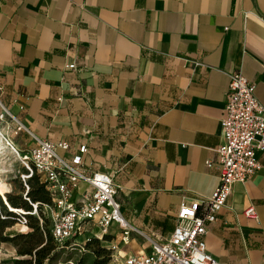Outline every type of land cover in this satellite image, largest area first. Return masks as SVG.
Here are the masks:
<instances>
[{"label": "crops", "instance_id": "obj_1", "mask_svg": "<svg viewBox=\"0 0 264 264\" xmlns=\"http://www.w3.org/2000/svg\"><path fill=\"white\" fill-rule=\"evenodd\" d=\"M236 70L264 106V0H0L4 132L21 152L38 140L67 142L62 157L87 147L83 171L118 189L128 241L116 223L107 236L122 258L166 241L180 203L217 187ZM257 158L207 224L205 250L219 264H264V152ZM90 193L80 182L71 200ZM250 205L257 219L244 215Z\"/></svg>", "mask_w": 264, "mask_h": 264}, {"label": "built area", "instance_id": "obj_2", "mask_svg": "<svg viewBox=\"0 0 264 264\" xmlns=\"http://www.w3.org/2000/svg\"><path fill=\"white\" fill-rule=\"evenodd\" d=\"M227 77L224 116L220 121L221 143L216 151L219 167L217 187L207 198L182 201L176 213V225L168 239L154 243L149 253L126 256L123 264H219L205 250L203 237L207 224L213 222L226 205L232 185L247 180L260 169L257 153L264 152V106L255 96V84L238 70L228 73ZM4 115L9 116L6 110ZM20 127L18 124L16 129ZM2 138L22 165L23 198L30 203L26 195L27 180L34 173L40 175L45 183L51 203L43 204L42 211L49 217L50 232L58 245L75 238L88 224L99 229L100 239L107 235L114 223L124 229L122 242L127 243L130 229L126 228L120 214L117 186L112 177L105 173L83 171L82 156L87 151L86 146L77 148L68 157H62L58 151L67 152V142L38 140L33 147L21 152L8 137L3 135ZM211 164L210 160L206 161L208 167ZM80 182H85L91 188V193L89 198L75 203L71 195ZM6 193L9 191H4V195L0 193L3 203L19 217L11 228L16 232L24 231L26 215L38 217L37 203L31 204V211L11 208L6 202ZM243 213L248 218L257 219L252 205L245 208ZM39 220L42 221L40 217ZM112 248L115 249V246Z\"/></svg>", "mask_w": 264, "mask_h": 264}, {"label": "trees", "instance_id": "obj_3", "mask_svg": "<svg viewBox=\"0 0 264 264\" xmlns=\"http://www.w3.org/2000/svg\"><path fill=\"white\" fill-rule=\"evenodd\" d=\"M27 185L26 195L30 203L22 195L11 193H6V202L11 208L23 211H31V204L37 203L38 217L26 215L27 223L24 231L7 234L6 230L11 228L19 217L6 208L0 197V244H10L14 248L15 256L10 260L11 264H53L62 252L57 251L58 244L53 239L50 229H47V221L42 220V205L51 203V198L40 175L34 173L27 180ZM22 189L25 191L23 186ZM109 240L107 235H103L100 239L95 235L87 237L83 242V247L73 248L80 252L73 264H108L111 249L101 244ZM66 261L68 262L69 259Z\"/></svg>", "mask_w": 264, "mask_h": 264}, {"label": "rangeland", "instance_id": "obj_4", "mask_svg": "<svg viewBox=\"0 0 264 264\" xmlns=\"http://www.w3.org/2000/svg\"><path fill=\"white\" fill-rule=\"evenodd\" d=\"M0 182L5 186L6 191H9L11 194L22 195L23 189L21 186V177L20 174L23 173V168L19 162L17 156L5 145L3 142L2 136H6L4 132V127L6 123H9L8 116L4 115V108L0 104ZM36 216V215H34ZM42 220L47 221V229H50V221L47 215L42 216ZM92 231H97L93 229ZM91 228L88 229L85 226L82 227L80 234H77L75 238L67 241L63 245H58L57 251H61L60 254L53 262V264H73L75 259L78 257L80 252L74 250L73 248L77 247L80 244V247H83V242L89 236H93ZM17 233L12 228L7 232V234ZM104 247H109L111 249V258L108 264H123L124 258L119 255V250L113 244L102 243ZM115 246V249L112 248ZM70 254V255H69ZM15 256V250L10 244L1 243L0 244V264H11L10 260ZM69 257V258H67ZM69 259L67 262L66 260ZM71 262V263H69Z\"/></svg>", "mask_w": 264, "mask_h": 264}, {"label": "bare ground", "instance_id": "obj_5", "mask_svg": "<svg viewBox=\"0 0 264 264\" xmlns=\"http://www.w3.org/2000/svg\"><path fill=\"white\" fill-rule=\"evenodd\" d=\"M6 191L5 186L0 182V193L3 194V192ZM4 195V194H3Z\"/></svg>", "mask_w": 264, "mask_h": 264}]
</instances>
